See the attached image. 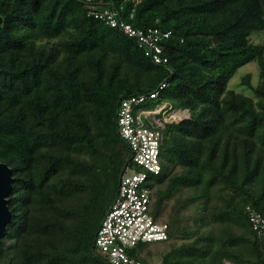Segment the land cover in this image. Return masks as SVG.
Returning <instances> with one entry per match:
<instances>
[{
  "label": "trees",
  "instance_id": "obj_1",
  "mask_svg": "<svg viewBox=\"0 0 264 264\" xmlns=\"http://www.w3.org/2000/svg\"><path fill=\"white\" fill-rule=\"evenodd\" d=\"M100 1L0 0V163L12 176L0 264H109L95 239L132 165L119 105L161 83L141 108L166 100L190 116L160 129L161 172L149 178L150 215L168 241L129 257L264 264L245 211L264 216V43L251 41L264 32V0ZM104 6L136 29L168 32L167 63L96 19ZM251 62L258 84L245 74L240 85L252 96L229 89Z\"/></svg>",
  "mask_w": 264,
  "mask_h": 264
},
{
  "label": "built area",
  "instance_id": "obj_2",
  "mask_svg": "<svg viewBox=\"0 0 264 264\" xmlns=\"http://www.w3.org/2000/svg\"><path fill=\"white\" fill-rule=\"evenodd\" d=\"M113 1L116 0L100 2L110 4L114 3ZM123 1H130L134 6L138 4L137 0ZM105 6L92 12V15L112 28H119L129 38L134 39L153 64L167 63L159 44L168 38V32H160L157 28L136 29L119 18L117 9L110 10ZM129 18H132L131 14ZM165 87L166 84L161 83L154 92L124 99L119 105L118 134L131 150L132 165L127 166L121 174L116 196L95 239L97 254L105 257L109 264H147L130 258L127 251L138 244L168 241L166 223L155 221L150 215L153 190L149 187V178L161 172L160 129L168 123L167 117L171 116H167V110L172 107L166 100H162L152 109L141 108L148 100L156 99ZM158 115L164 116L163 120H158ZM245 211L254 234L258 238H264V216L250 205L246 206Z\"/></svg>",
  "mask_w": 264,
  "mask_h": 264
},
{
  "label": "rangeland",
  "instance_id": "obj_3",
  "mask_svg": "<svg viewBox=\"0 0 264 264\" xmlns=\"http://www.w3.org/2000/svg\"><path fill=\"white\" fill-rule=\"evenodd\" d=\"M251 39H252L251 41L254 43H264V32L252 35ZM245 74L251 75V86L252 87H255L258 84V68L255 62H251V63L241 66L235 72V74L232 76V78L230 79L228 83V88L236 92L242 93L246 96H252V90L250 88L244 85L243 86L240 85V80ZM177 109L178 108L174 107L173 109L167 110V116H171V117H167L168 119L165 117L168 120V122L179 121L180 119L190 117L187 111H183L175 115L172 114ZM179 114L181 115L179 116ZM163 117L164 116H161V115L157 116L158 120L160 119L163 120ZM7 245L8 244L6 243L5 246Z\"/></svg>",
  "mask_w": 264,
  "mask_h": 264
},
{
  "label": "water",
  "instance_id": "obj_4",
  "mask_svg": "<svg viewBox=\"0 0 264 264\" xmlns=\"http://www.w3.org/2000/svg\"><path fill=\"white\" fill-rule=\"evenodd\" d=\"M1 24L2 18L0 17V27ZM185 110L189 113V110ZM11 183V169L6 164L0 163V241L4 236L6 225L9 223L11 216L7 207V196L11 190Z\"/></svg>",
  "mask_w": 264,
  "mask_h": 264
},
{
  "label": "clouds",
  "instance_id": "obj_5",
  "mask_svg": "<svg viewBox=\"0 0 264 264\" xmlns=\"http://www.w3.org/2000/svg\"><path fill=\"white\" fill-rule=\"evenodd\" d=\"M165 65V64H164ZM172 107V106H171ZM174 107H172V109H173ZM183 111H186L185 109H177V110H175L173 113H174V115L175 114H177V113H181V112H183ZM189 114V113H188ZM184 119H188V118H184ZM184 119H180L179 121H171V122H168V123H172V122H174V123H179V122H181V120L183 121Z\"/></svg>",
  "mask_w": 264,
  "mask_h": 264
},
{
  "label": "bare ground",
  "instance_id": "obj_6",
  "mask_svg": "<svg viewBox=\"0 0 264 264\" xmlns=\"http://www.w3.org/2000/svg\"><path fill=\"white\" fill-rule=\"evenodd\" d=\"M180 113V112H179ZM181 114H179V116H180Z\"/></svg>",
  "mask_w": 264,
  "mask_h": 264
}]
</instances>
